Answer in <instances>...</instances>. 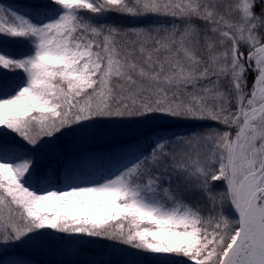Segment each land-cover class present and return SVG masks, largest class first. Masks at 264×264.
I'll use <instances>...</instances> for the list:
<instances>
[{
  "label": "snow or ice",
  "instance_id": "6c2138e0",
  "mask_svg": "<svg viewBox=\"0 0 264 264\" xmlns=\"http://www.w3.org/2000/svg\"><path fill=\"white\" fill-rule=\"evenodd\" d=\"M0 44L24 49L0 47V244L264 264V0L0 2ZM112 124L146 132L100 180L38 167L53 140Z\"/></svg>",
  "mask_w": 264,
  "mask_h": 264
},
{
  "label": "trees",
  "instance_id": "16d2710c",
  "mask_svg": "<svg viewBox=\"0 0 264 264\" xmlns=\"http://www.w3.org/2000/svg\"><path fill=\"white\" fill-rule=\"evenodd\" d=\"M0 2L19 7L24 0ZM113 22L127 23L120 18H114ZM154 22L155 18H145L142 23L133 26H146ZM0 47L14 53L24 51L21 45L0 44ZM253 79L254 74L250 73L247 78L249 89ZM144 132L146 129L139 125H99L92 131L71 132L53 140L36 155L35 159L41 170L49 171L57 185L65 183L66 173L69 174L67 180L69 184L93 182L100 180L117 167L120 160L114 158L113 153L125 145L134 144ZM49 139L44 138L46 142ZM221 189L222 185L217 182L215 190ZM162 259L170 258H150L147 264H155V261ZM0 264H146V261L144 257L133 256L124 250V246H113L112 242L97 238L73 237L64 240L49 238L41 244L20 247L0 244Z\"/></svg>",
  "mask_w": 264,
  "mask_h": 264
},
{
  "label": "rangeland",
  "instance_id": "374dc122",
  "mask_svg": "<svg viewBox=\"0 0 264 264\" xmlns=\"http://www.w3.org/2000/svg\"><path fill=\"white\" fill-rule=\"evenodd\" d=\"M119 163H122V161H120ZM92 182H85V183H80L79 185H87V184H91Z\"/></svg>",
  "mask_w": 264,
  "mask_h": 264
}]
</instances>
